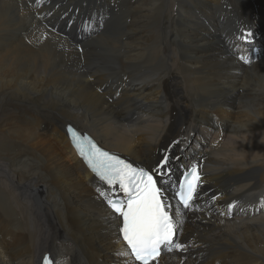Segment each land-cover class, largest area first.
<instances>
[{
	"label": "bare ground",
	"instance_id": "obj_1",
	"mask_svg": "<svg viewBox=\"0 0 264 264\" xmlns=\"http://www.w3.org/2000/svg\"><path fill=\"white\" fill-rule=\"evenodd\" d=\"M19 1L0 20V264H140L68 125L152 172L185 152L170 178L199 165L191 210L164 191L185 247L151 264H264V56L225 48L264 0Z\"/></svg>",
	"mask_w": 264,
	"mask_h": 264
},
{
	"label": "snow or ice",
	"instance_id": "obj_2",
	"mask_svg": "<svg viewBox=\"0 0 264 264\" xmlns=\"http://www.w3.org/2000/svg\"><path fill=\"white\" fill-rule=\"evenodd\" d=\"M250 36L251 32H246L239 39L247 40ZM240 59L244 60V57ZM72 138L79 154L92 171L109 186V193L101 192L100 195L106 198L110 208L122 218L120 232L130 250L120 255L130 254L140 264H151L160 256L162 246L169 251L172 246L184 249L183 244L174 243L178 220L172 213L171 204L164 199L165 192L158 186L152 171L134 166L119 155L102 150L86 135L81 137L73 132ZM168 161L166 154L154 170L161 177L170 171L165 169ZM164 182L161 180V185ZM201 184L199 165L192 163L184 171L182 181L175 186V194L184 209L191 210L194 207ZM120 192L124 194L123 198ZM45 264L52 262L46 257Z\"/></svg>",
	"mask_w": 264,
	"mask_h": 264
},
{
	"label": "rangeland",
	"instance_id": "obj_3",
	"mask_svg": "<svg viewBox=\"0 0 264 264\" xmlns=\"http://www.w3.org/2000/svg\"><path fill=\"white\" fill-rule=\"evenodd\" d=\"M7 1L6 0H0V20L1 19H4V18L7 19V20H9L10 15L12 17H14V16H17L18 17L19 13L23 12V10H24V7H23V5L21 4V2L19 0H14V1L13 0H7ZM11 1H12V3H11ZM47 1L48 0H44L42 2V7L41 8H44V6H45V8H46L47 11L48 10H53V11L55 10L57 15L60 12H62L63 9H61V7H62L61 4H58V2H59L58 0H50L51 1L49 3L50 6L48 5V3H46ZM18 2H20V3H18ZM47 5H48L49 8L46 7ZM52 6H54V7H52ZM21 9H22V11L20 12ZM107 17H110V16L108 14H102V15L96 17L95 20H94V22H93V26H91L92 28H90V31H89L88 35L85 37V39H88V38L90 39V37H94L95 34L100 33V29H101L100 26L103 23L106 22ZM254 30L255 31H252V30L249 31V32H251V36L248 37L247 40L239 39V37H241L243 35L242 34L241 36L236 37L235 39H227V42L225 43V48H229L230 50H232L233 53H234L235 58H239L240 59V57H244V60H241V61L243 63H245V64H252L255 61L254 60L255 58H261V57L264 56V27L263 28L259 27V29H254ZM246 32H248V31H246ZM246 32H244V33H246ZM64 34L66 36V33L63 32V35ZM67 36H69V34ZM91 39H94V38H91ZM108 41L111 42L112 40H108ZM78 43L79 42H77V44ZM245 61H249V62L246 63ZM37 67L39 69L41 68L40 66H37ZM111 152L112 153H115L113 151H111ZM196 153L199 154L198 153V150L196 151ZM185 156H187L185 154V152L178 153L177 149L175 150V152H174L173 155H168L169 161H168V164L165 165V169H170V172L169 171L166 172V175H165L164 178L166 179L165 180L166 183H170L171 182V186H172V178H170V175L173 172L176 171L177 164ZM163 157H164V155H162L160 158H163ZM158 162L155 165H157ZM180 166H181V164L178 167H180ZM184 170H186V169H184ZM174 176H176V177H174ZM174 176H173V178H175V184H176L177 178H178L179 175H177V172H176V174H174ZM161 186L163 188V184ZM173 188L176 189L175 186H173ZM164 191L165 192H170V191H167V190H164ZM222 214H224V213H222ZM179 233H180L179 234V236H180L182 233L181 232H179ZM181 241L182 242H185L182 238H181ZM191 249H192V247L191 246H188V248L185 249V250L186 251L189 250L190 252H193ZM166 252H167V250L165 251V254H166ZM179 252H181V251H179Z\"/></svg>",
	"mask_w": 264,
	"mask_h": 264
},
{
	"label": "water",
	"instance_id": "obj_4",
	"mask_svg": "<svg viewBox=\"0 0 264 264\" xmlns=\"http://www.w3.org/2000/svg\"><path fill=\"white\" fill-rule=\"evenodd\" d=\"M184 171L185 170H183L182 172L184 173ZM182 172H177V175H179V179H178V183H179V180H180V178H181V176L183 175V173ZM153 174L157 177V178H161V176L160 175H158L156 172L154 173L153 172ZM166 175V174H165ZM164 175V176H165ZM173 180H172V186H170L168 183H164V188H165V190H167V191H170V192H172V193H175L176 191L175 190H173V186H175V178H173V177H171ZM163 180V179H162ZM178 183H177V185H178ZM176 185V186H177ZM119 195L121 196V192L119 193ZM165 250H167L164 246L162 247V252L163 251H165Z\"/></svg>",
	"mask_w": 264,
	"mask_h": 264
},
{
	"label": "flooded vegetation",
	"instance_id": "obj_5",
	"mask_svg": "<svg viewBox=\"0 0 264 264\" xmlns=\"http://www.w3.org/2000/svg\"><path fill=\"white\" fill-rule=\"evenodd\" d=\"M154 173H155V171H153ZM170 186H171V182L170 183H168ZM163 188H164V183H163ZM164 190H165V188H164ZM165 197V196H164Z\"/></svg>",
	"mask_w": 264,
	"mask_h": 264
}]
</instances>
